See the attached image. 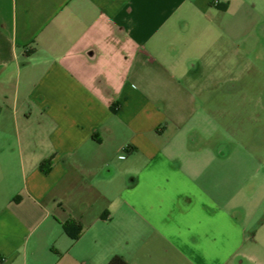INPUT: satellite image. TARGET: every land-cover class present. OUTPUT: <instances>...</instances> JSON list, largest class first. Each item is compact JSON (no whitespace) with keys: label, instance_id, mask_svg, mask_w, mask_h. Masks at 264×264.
<instances>
[{"label":"crops","instance_id":"1","mask_svg":"<svg viewBox=\"0 0 264 264\" xmlns=\"http://www.w3.org/2000/svg\"><path fill=\"white\" fill-rule=\"evenodd\" d=\"M246 1L0 0V264H255V169L194 101Z\"/></svg>","mask_w":264,"mask_h":264},{"label":"rangeland","instance_id":"2","mask_svg":"<svg viewBox=\"0 0 264 264\" xmlns=\"http://www.w3.org/2000/svg\"><path fill=\"white\" fill-rule=\"evenodd\" d=\"M253 3L255 6L246 1L238 12H229L227 43L230 46L231 40L237 38L238 62L230 64L233 56L229 50L226 74L219 82L200 81L198 84H206V89L197 91L194 101L195 106L211 109V124L215 122L218 129L212 138L225 140L222 147L227 154L233 151L237 158L246 157L228 164L227 170L242 168L248 173L255 169V180L245 182L237 194L245 212H237L236 217L247 219L255 228V264H264V0ZM231 25L237 27L236 34ZM219 109L224 112L222 118L216 113ZM240 184L239 178L230 180L227 193ZM251 227L248 234H252Z\"/></svg>","mask_w":264,"mask_h":264},{"label":"trees","instance_id":"3","mask_svg":"<svg viewBox=\"0 0 264 264\" xmlns=\"http://www.w3.org/2000/svg\"><path fill=\"white\" fill-rule=\"evenodd\" d=\"M49 165H50L49 161L46 162L43 161L39 164V168L41 169L42 172L47 173L49 171ZM62 229L70 238L75 239L79 236L82 226L80 223L74 220H69L62 224ZM107 264H126V263L122 257L118 255H114L109 259Z\"/></svg>","mask_w":264,"mask_h":264},{"label":"built area","instance_id":"4","mask_svg":"<svg viewBox=\"0 0 264 264\" xmlns=\"http://www.w3.org/2000/svg\"><path fill=\"white\" fill-rule=\"evenodd\" d=\"M120 157H123V156H120Z\"/></svg>","mask_w":264,"mask_h":264}]
</instances>
